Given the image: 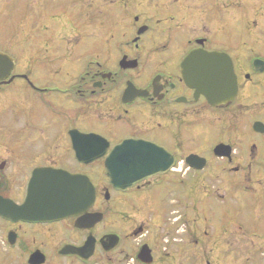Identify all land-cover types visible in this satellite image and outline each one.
<instances>
[{"label": "flooded vegetation", "instance_id": "obj_1", "mask_svg": "<svg viewBox=\"0 0 264 264\" xmlns=\"http://www.w3.org/2000/svg\"><path fill=\"white\" fill-rule=\"evenodd\" d=\"M0 53L3 264H264V0H0Z\"/></svg>", "mask_w": 264, "mask_h": 264}, {"label": "water", "instance_id": "obj_2", "mask_svg": "<svg viewBox=\"0 0 264 264\" xmlns=\"http://www.w3.org/2000/svg\"><path fill=\"white\" fill-rule=\"evenodd\" d=\"M6 59H7V56H5V55H3V54L0 53V65H2L3 62H4V60H6ZM3 75H4V74H3L2 72H0V78H1ZM131 149H133V144H132V142L127 141V142H124L120 147H117V148L113 151L112 155H113V156H116V155L119 154L120 152H124V154H126V153H129V152H126V150H131ZM156 150H157V149H156L155 147L152 146V152H153V151H156ZM128 158H129V159H128ZM125 159H128V161H129L130 164L133 163V162H132L133 158L131 157V155H127V156H125ZM111 164H112V163H109V164H108L109 168L111 167ZM112 165H114V163H113ZM107 170H108V172H109V169H107ZM114 170H116V169L114 168ZM108 177L111 179V181H115V177H114V175H111V174L109 173ZM57 180H58V181H65V182H66V179H57ZM69 180L74 182V185H71V186H73V188H74V194L76 195V189L79 187V184H78V182H77L76 179H69ZM54 193H58L59 195L61 194V193H59V191L53 192V193H51V194H54ZM22 212H23L22 210H19V213H20V214H21ZM40 218H41V217L39 216V219H40ZM42 218H43V219H49V218H51V217L42 214Z\"/></svg>", "mask_w": 264, "mask_h": 264}, {"label": "rangeland", "instance_id": "obj_3", "mask_svg": "<svg viewBox=\"0 0 264 264\" xmlns=\"http://www.w3.org/2000/svg\"><path fill=\"white\" fill-rule=\"evenodd\" d=\"M0 264H3V262H2V261H0Z\"/></svg>", "mask_w": 264, "mask_h": 264}]
</instances>
